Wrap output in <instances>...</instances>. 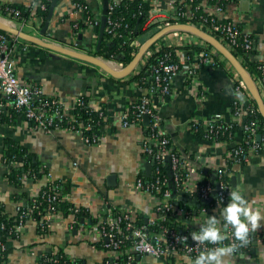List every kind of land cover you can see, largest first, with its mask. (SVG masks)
<instances>
[{"label": "crops", "instance_id": "crops-1", "mask_svg": "<svg viewBox=\"0 0 264 264\" xmlns=\"http://www.w3.org/2000/svg\"><path fill=\"white\" fill-rule=\"evenodd\" d=\"M34 1L24 0L34 6L33 12L37 10ZM89 1L98 9L95 18H100L102 0ZM202 6L206 12L224 18V14L219 13L208 0H202ZM227 14L238 22L244 32L252 36L255 47L252 59L264 62V0H240L238 10L229 6ZM81 17V13L73 7V0H59L48 33L43 37L55 44L80 51L89 52L92 46L96 50L98 36L92 27L80 31L81 38L88 42V46L82 47L76 38L72 39V22ZM37 36L41 37V32ZM175 39L171 34L170 42L184 45L180 39ZM25 42L29 46L17 53V75L22 81L40 84L47 94H55L68 101L86 95L92 106L105 109L108 122L105 136L98 144L90 145L84 142L79 133L35 129L23 118H18L15 123L0 125V202L8 212L14 213L17 203L25 202V199L20 198L23 193L32 200L51 181L47 174L34 179L33 175L29 177L26 173L16 174L20 184L11 180L9 175L18 162H8L5 158L8 152L7 141L10 140L30 152L43 172L47 168L52 181L64 184L65 191L61 193L65 201L83 207L89 213L88 218L97 216L98 211L107 206L128 210L137 222L147 224L152 221L156 216L157 197L135 188L138 178L147 180L155 177V160L143 152L146 124L143 121L142 124L123 126L120 117L122 112H128L132 102L145 94V90L131 81L130 76L114 78L93 64ZM143 42L137 40L136 44L140 46ZM187 44L189 48L178 50L182 70L173 79V94L166 100L154 96L152 104L160 116L161 129L171 139L173 148L185 156L190 165L200 170L205 178L215 183L218 179L216 171L224 165L228 150L237 141L207 140L190 130L188 123L193 117L212 120L219 115L227 121L233 119L232 110L239 95L234 67L220 56L219 64L203 63L200 50L190 48H201L203 45V40L194 34L187 37ZM191 65L198 67L200 89L188 82L187 70ZM111 66L121 69V63L117 61L112 62ZM262 96L264 99V91ZM243 130L241 122L236 136L238 141L242 138ZM259 141L260 150L252 154L247 162L234 164L228 180L232 188L239 187L246 198L256 201L257 207L264 208V136H259ZM169 162L167 158L163 164L169 170L171 187ZM147 168L150 177L146 176ZM111 175L115 176V180H109ZM175 187L179 193L192 195ZM192 197L198 202H181L177 205L175 198L173 202L178 213L180 208L186 210V215H178L181 223L198 229L197 221L203 220L190 222L189 215L199 210L202 203L198 195ZM66 226L67 220L58 227L56 233L42 236L34 224H29L19 239L9 241L11 251L2 264H40L45 254L62 245L65 253L74 259L81 258L86 264H102L103 252L84 241H78L77 229L69 235ZM226 260L227 264H264V241L255 238L247 252L232 254ZM145 261L148 264H161L152 256H146ZM175 264L190 263L183 260Z\"/></svg>", "mask_w": 264, "mask_h": 264}, {"label": "built area", "instance_id": "built-area-1", "mask_svg": "<svg viewBox=\"0 0 264 264\" xmlns=\"http://www.w3.org/2000/svg\"><path fill=\"white\" fill-rule=\"evenodd\" d=\"M224 1H226L224 6L219 0L213 6L219 13L224 14V18L232 20L228 24H219L213 18L207 17L203 18L201 25L193 23L191 20H193L195 15L186 0H151L153 7L149 12L147 24H156L158 29L177 23L193 24L215 36L232 52L237 50V46L240 44L245 50H250L253 47L254 40L247 33L243 35L242 31L237 27L238 22L227 14L229 6H234L235 11L238 10L240 0ZM34 4L41 9L46 8L43 0H35ZM73 7L78 12L84 10V7L76 2L73 3ZM20 14L21 10L10 5V0H0L1 19L8 22L11 26L33 35L41 32L43 17L19 18ZM100 20L101 17L88 18L86 23L95 26L99 24ZM26 29H31V31ZM171 34L180 39V42L184 43L183 46L188 45L187 37L193 35L181 30H173L167 33L162 37V42L156 45L155 51L149 49L144 54L145 59H141L139 66L145 64L154 52L160 50L161 45L177 47L179 44L170 42ZM242 38L243 42L240 43ZM28 46V43L22 38L0 30V125H2L3 117L11 118L13 115H18L29 122L35 129H42L47 132L57 129L76 132L82 136L86 144H98L105 136L107 123L99 125L94 133L89 134V131L93 129L91 118L88 117L87 120H82L78 117V114L72 112L76 107L90 108L91 102H86L81 95L75 97L72 101H68L55 94H47L40 84L28 83L18 77L17 53L20 49H26ZM179 46H182V44ZM91 50L93 54H96L94 46H92ZM176 53L178 54L179 51L177 50ZM98 56L107 62H114L100 54ZM200 56L203 63H214L216 57H224L215 47L204 40ZM238 58L242 62L243 57ZM124 66L121 63V68ZM233 69L239 93L232 110L233 119L227 121L219 115L212 120L193 117L188 123L190 130L197 131L198 123L202 121L203 129L207 132L208 140L211 141H216L218 132L221 130L226 131L229 124L233 122H242L243 129H247L252 136L257 133L255 124L257 120L247 124L243 119V115L246 113L245 105L252 102L253 96L239 73L235 68ZM181 70L182 65L178 55L176 61H169L168 55L158 58L157 63L151 66L152 75L147 78L145 87H141L145 90V94L141 96L140 103L136 105L137 110L134 111L136 117L131 118L126 111L120 115L123 126L135 123L142 124L144 115H149L150 117L149 124L144 125L147 135L144 137L143 152L151 155L155 160V180L152 184L146 185L142 178H138L135 188L140 192L150 193L157 197L158 204L155 208V218L145 224L137 222L129 211L124 208L107 206L102 207L98 211L97 216H90L91 219L85 214L80 217V220L74 213L64 216L59 210V206L60 203L65 201V197L58 190L59 182L52 181L51 173L47 172L48 179L49 181L51 180L48 183V188L32 197L31 208L24 209L21 202H19L14 213L8 212L6 208L0 211V218L4 216L7 220L18 214V223L10 227L0 221V255L8 248L7 243L1 240L3 230L20 238L28 225L34 224L36 228L46 231L47 234H54L57 232L58 227L67 220L66 230L69 235H72V232L77 229L78 241H84L91 247L103 252L102 264H148L145 261L146 256L155 257L161 264H175L183 260H187L190 263L195 259L199 251L205 247L196 245L191 239V232L198 229L190 228L185 223H180L179 228H171L166 225V222L171 221L172 218L177 221L181 220L178 215H181V213L186 215V210L180 208V214L175 210L170 182L162 174L161 165L165 159L168 158L170 160L169 165L174 185L183 192L198 195L202 200H209L213 192L216 191V201L211 208L201 207L189 215L190 222L191 220H204L208 217V212L215 213V209L228 203L229 193L232 189L228 180V175L231 171L230 166L247 162L253 153L260 150L261 145L258 143V137L250 138L248 143L251 153L245 152L243 148L237 145L228 150L224 165L216 171L218 175L217 187L212 180L205 178L200 170L190 165L185 156L173 148L171 139L162 131L160 116L152 104L154 96H158L161 100H166L173 94V79ZM260 70L262 73L259 77L251 75L262 93L264 91V64L260 66ZM198 72V67L195 65H191L187 70L188 82L196 89L201 88ZM95 109L99 110V116L107 117V112H105L104 108ZM39 168L41 172L44 171L43 168ZM26 174L29 175L31 172ZM32 175L35 176V173L33 172ZM34 210L40 214L38 219L32 215ZM74 211L79 212L80 210L76 206ZM82 218L84 221H81ZM157 224L158 227L151 230V227ZM255 238L258 241H264V228L251 234L250 240ZM227 243H230V241H225V244ZM206 246L212 247L211 245ZM249 248L250 245L248 244L239 248L233 255L247 252ZM41 264L80 263L66 255L64 245H62L53 248L49 253L45 254Z\"/></svg>", "mask_w": 264, "mask_h": 264}, {"label": "trees", "instance_id": "trees-1", "mask_svg": "<svg viewBox=\"0 0 264 264\" xmlns=\"http://www.w3.org/2000/svg\"><path fill=\"white\" fill-rule=\"evenodd\" d=\"M221 4L226 5V1L219 0ZM52 0H43V3L46 5L45 9H41L40 7H36V11H34L31 4H27L24 2V0H10V5L14 6L17 9L21 10V14L18 16L19 18L24 17H37L41 16L43 17L42 25L44 24V21L47 17L49 7ZM79 3L84 7V10L81 13L82 17L78 21H73V40L76 38L77 41H79L80 46L85 47L88 46V42L84 41L83 38H80V31L82 29H87L92 27L93 32L96 36L99 34V24L95 26H91L88 23H86V19L88 18H95L97 15L98 9L89 1V0H73V3ZM186 2L191 6V10L194 13L193 20H191L193 23L197 25H201V22L203 21V18H213L216 23L219 24H228V22H232L231 19L228 18H219L215 15L210 14L209 12H206L205 9L202 6V0H193L190 2V0H186ZM211 4L217 3V0H209ZM153 7V4L151 3V0H109V9H108V15H107V25L105 28L104 38L101 45L100 54L101 56L105 57L108 60L117 61L122 63L123 65H127L134 57L135 53L138 51L139 47L136 44L137 40L145 41L149 37H151L156 31L159 29L156 28V24H147V20L149 17V12L151 11ZM77 25V26H75ZM237 27L242 31L243 35H246V32L242 30L240 25L237 23ZM219 36V35H218ZM250 38H252L251 35H249ZM220 37V36H219ZM75 39V40H76ZM161 38L158 42H156L150 49L155 51L156 45L162 42ZM253 39V38H252ZM243 42V38L240 40V43ZM71 43H74V41ZM186 49L189 48V46H169V45H161L160 50L157 52H154V54L146 61L145 64L142 66H139L131 75L130 80L134 81L138 84L140 87H145V82L149 75H152L151 72V66L156 64L158 61V58H163L166 55L169 56V61H176L177 60V53L176 51L179 49ZM190 48H195L197 50H201L198 46H193ZM237 50H234L233 53L237 57H243L242 62L245 68L254 76L259 77L261 75L260 66L264 64L263 61H257L255 59H252V55L255 53V47L253 44V47L250 50H245L242 48V44L237 46ZM142 59H145L144 56ZM219 58H215V63L219 64L220 62ZM86 102L90 103L89 97L86 95H81ZM141 96L132 102L128 109V113L131 116V118H135L134 111L137 110L136 105L140 103ZM252 102L247 103L245 105L246 113L243 115V119L245 123L250 124L251 122L256 121V128L257 133L255 136L250 135L249 131L247 129L243 130L242 138L240 141L237 140L236 134L238 133L240 129V123L233 122L230 123L228 126V129L226 131H219L218 132V138L216 141L222 142V141H237V146L240 148H243L245 152L251 153V148L248 143V140L250 138H257L258 136H264V117L260 114L258 110V106L254 99L251 100ZM250 106V107H248ZM254 110V112H252ZM73 113L78 114V117L82 120H87L88 117L91 118V123L93 125V129L89 131V134L94 133L96 131V128L99 125H102L104 123L108 122V117L105 116H99V110L95 109L92 104H90V108L85 109L81 107H76L72 110ZM106 112V111H105ZM105 117V118H104ZM18 118L20 116L13 115L11 118L3 117L2 118V124L3 123H15L18 121ZM22 118V117H21ZM202 121L198 123V130L193 131L198 136L203 137L208 140L207 132L204 131L202 126ZM96 133V132H95ZM8 148H7V156H5L6 160L8 162L17 161L18 164L12 171V173L9 175V178L11 180H14L16 183H18L17 173L20 175H23L27 172H31L28 176L30 177L32 173H35V176H32L34 179L41 178L45 176L46 172H48L46 168V172H41L39 166L37 165V162L34 160L33 155L30 152H27L26 149L22 148L21 146H18L13 141L8 140ZM258 143L261 142L258 139ZM176 150V149H175ZM177 151V150H176ZM178 152V151H177ZM256 153V152H255ZM254 154V153H253ZM232 165V164H231ZM234 165V164H233ZM162 174L169 179V170L168 168L162 164ZM232 169V166H230ZM208 176V175H207ZM209 177V176H208ZM210 178V177H209ZM155 177L152 179H144V183L146 185H150L154 182ZM21 182H19L20 184ZM48 184L42 189H47ZM64 184H59V191L64 192ZM20 198H23L25 201L22 204V208L28 209L31 208L32 200L28 199L27 195L25 193L22 194ZM19 198V199H20ZM27 199V200H26ZM22 201V200H21ZM215 196L213 200L209 201L208 203H203L202 207L211 208L213 203H215ZM175 206V204H174ZM43 207V205H42ZM4 204L0 202V211L4 210ZM76 208L75 205L72 203H69L67 201H63L60 203L59 210L64 214V216H69L70 214L74 213L78 220H80V217L82 215H89L88 212L83 210V207L79 206V212L74 211ZM216 214L214 212H208L209 215ZM18 214H15L10 218L9 220L5 219L4 216H1L0 221H3L7 227H10L12 225H15L18 223L17 216ZM32 215L35 216L37 219L40 217V214L37 213L36 210L32 212ZM181 221H177L175 218H172L171 221L166 222V225H168L171 228H179V225ZM158 227V224L156 226L151 227V230H154ZM37 231L42 236H45L47 234L46 231H43L39 228H37ZM10 239L16 240L19 239V237L9 234L6 230L2 231V238L1 240L5 243H7V250L3 251L0 255V264L4 263L10 253L9 248V241ZM8 241V242H7ZM252 239L249 242V245L252 243ZM244 250V249H243ZM66 254V253H65ZM67 255V254H66ZM77 262L80 264H86L85 260L83 259H76ZM41 264V263H40Z\"/></svg>", "mask_w": 264, "mask_h": 264}, {"label": "water", "instance_id": "water-1", "mask_svg": "<svg viewBox=\"0 0 264 264\" xmlns=\"http://www.w3.org/2000/svg\"><path fill=\"white\" fill-rule=\"evenodd\" d=\"M102 15L100 20V27H99V34H98V42L96 46V54L92 53V50L89 49V52L77 50L74 47H65L58 44H55L51 41L46 40L43 36L48 33L50 23L53 19L55 9L58 5L59 0H52L47 17L44 21L43 27L41 29V37L37 35H33L27 32L20 30L19 28L11 26L8 22L0 18V30L4 32H8L14 34L24 41L32 43L33 45H37L46 49H49L53 52H57L63 55L70 56L72 58H76L90 64H93L103 71L108 73L114 78H125L130 76L140 65L141 59L143 58L144 54L156 43L158 42L163 36L173 30H181L192 33L197 37L201 38L202 40L206 41L213 47L217 49V51L228 60L231 65L235 68V70L239 73L243 81L245 82L246 86L248 87L249 91L251 92L253 99L255 100L258 110L260 114L264 117V99L262 96L261 91L259 90L254 78L252 77L251 73L245 68L243 63L239 60V58L227 47L225 46L219 39L215 36L211 35L210 33L204 31L200 27L193 25V24H186V23H177L165 26L158 31H156L151 37L146 39L139 47L138 51L135 53L133 59L125 65L121 69H116L111 66L110 62L105 61L100 56H98V52H100L101 45L104 38L105 28L107 25V15L109 9V0H102ZM82 35H80V38ZM73 39V38H72ZM143 121L147 125L149 124L150 117L149 115L143 116ZM259 139V136H258ZM152 160V157L150 158ZM146 176L150 177L149 170H146ZM171 177V188H172V197L176 199V204L179 205L181 202H185L188 204H195L198 200L193 199L192 195H185L184 193H179L174 185V181L172 178V173L170 172ZM214 178H216V173ZM109 180H115V176L111 175ZM216 187L218 186L217 181L215 182ZM216 194V191L213 192L212 196L209 200H202L201 203L203 204L208 203L211 201ZM201 205V204H198ZM81 221H84L83 218Z\"/></svg>", "mask_w": 264, "mask_h": 264}, {"label": "clouds", "instance_id": "clouds-1", "mask_svg": "<svg viewBox=\"0 0 264 264\" xmlns=\"http://www.w3.org/2000/svg\"><path fill=\"white\" fill-rule=\"evenodd\" d=\"M214 211L217 214L197 221L198 230L191 232L192 241L205 247L190 264H227V257L247 246L251 234L264 228V208L246 198L239 187L232 188L228 203Z\"/></svg>", "mask_w": 264, "mask_h": 264}, {"label": "rangeland", "instance_id": "rangeland-1", "mask_svg": "<svg viewBox=\"0 0 264 264\" xmlns=\"http://www.w3.org/2000/svg\"><path fill=\"white\" fill-rule=\"evenodd\" d=\"M27 31H31V29H26Z\"/></svg>", "mask_w": 264, "mask_h": 264}]
</instances>
